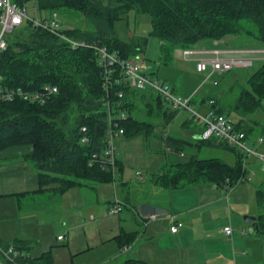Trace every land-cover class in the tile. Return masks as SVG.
<instances>
[{"label":"trees","instance_id":"trees-1","mask_svg":"<svg viewBox=\"0 0 264 264\" xmlns=\"http://www.w3.org/2000/svg\"><path fill=\"white\" fill-rule=\"evenodd\" d=\"M35 4L38 9L62 16L68 25L60 24L58 32L78 42L72 46L25 22V35L7 40L5 49L0 51L3 84L32 91L43 84L56 87L42 103L0 100V150L10 145L30 146L23 157L35 170L38 189L55 184L49 189L60 192L71 186L112 181L117 160L113 170L107 166V129H121L126 136L142 131L146 137L158 130L164 147L175 154L186 145L199 149V141L233 153L232 164L218 158H200L196 153L185 162H169L150 177L158 186L175 188L208 180L229 188L244 178L242 155L234 146L213 140L189 142L167 135L166 126L178 109L171 108L150 90L129 86L116 65L106 76L93 46H104L122 59L142 54L146 37L134 36L123 42L113 28L115 21L126 19L130 12L147 15V35L159 41L162 60L170 58L174 48H192L202 39L213 41L225 35L246 36L264 43V0H35ZM71 17L73 21L69 20ZM80 17L89 24L88 28L76 25ZM238 83L233 84L238 92L232 101L213 94L198 101L202 104L211 99L209 110L232 117L235 129L242 130L247 137L251 125L245 123V118L264 96V61L247 77L244 86ZM256 200L258 206L264 207L260 190L256 191ZM257 222V233L264 235V214L258 215ZM134 237L133 233H120L112 239L122 249ZM8 247L17 255L11 260L3 254ZM27 250L28 245L20 240L0 243V264H53L50 250L35 257H29ZM119 264L147 263L126 258Z\"/></svg>","mask_w":264,"mask_h":264},{"label":"crops","instance_id":"crops-1","mask_svg":"<svg viewBox=\"0 0 264 264\" xmlns=\"http://www.w3.org/2000/svg\"><path fill=\"white\" fill-rule=\"evenodd\" d=\"M196 44L199 47H195ZM196 44L192 46V49L198 52L217 48L227 52L222 53L223 55L237 52L253 57L254 61H264V43L246 36L225 35L218 40L198 41ZM201 56L202 54H197L188 60L193 61L194 58ZM172 90L177 92L173 86ZM198 100H193L195 102L194 109L202 106L201 113H205L209 108L205 103L199 104ZM182 123L180 127L185 130V134L180 135L182 137L173 136L165 129L166 134L189 142L201 140L199 139L201 126L195 118L187 117ZM254 130L250 126L246 137V142L248 138H251L252 146H255L254 141L257 138H261V135L253 133ZM262 133L264 134L263 128ZM142 135L145 139L149 137H146L144 133ZM151 135L158 141L160 140L158 130ZM118 136H115L114 143L121 145L123 151L135 143L131 139V135L122 138ZM199 143L200 148L197 150L186 145L191 148V151H188L189 155L194 153L198 155L203 147L213 148L200 141ZM262 144L254 150L264 153ZM163 150L170 152L166 147ZM29 151L28 144L10 145L0 150V201L10 199L9 197L13 198L16 210L22 217L28 220L33 217V221L35 219L32 224L15 223L13 230H6L3 228L9 225L5 221V214L0 210V242L8 243L10 242L7 241L9 238L20 240L28 245L27 254L31 257L30 252L39 245V229L52 219L53 212L58 205L56 202L52 203L51 200H53L54 194H59L62 191L49 189L56 186L50 184L43 189H38L39 184L35 170L23 157ZM115 156L117 169L123 165V162H135L128 155L117 154V151ZM242 161L245 162L246 174L244 178L237 180L228 189L217 186L208 180L186 183L175 188H164L152 183L151 175L157 173L167 163H162L157 171L148 173L146 180L141 184H135L130 179L123 180L122 177H119L117 185L116 182L113 185V195L117 194L118 201L115 202L121 206L119 212L126 211L127 213L124 215L123 221L121 218L118 219L120 224L118 232L113 233L106 241L113 242L118 247L117 242L112 239L117 234L133 233L135 237L129 246L107 256L106 261L102 264L110 261V264H119L126 258L140 259L147 264H264V235L257 233V218L258 215L264 214V207L258 206L256 200L257 190H260L264 195V171L261 170L260 163L255 156L242 158ZM233 162L234 159L228 163ZM247 162L249 165L246 164ZM253 178H257L256 181L261 180V183L258 184L260 186L254 185L251 188V185L249 186L243 181H251ZM97 184L78 186L87 187L96 193ZM243 184L246 185V188ZM225 195H227V199ZM94 199L98 203L96 195ZM111 203L112 201L105 203L106 210ZM91 204V201L87 202V205ZM62 211L56 210V213L59 212L58 220L61 219ZM36 212L37 214L45 212L46 215L40 217ZM56 216L54 215L53 218ZM244 216H252L253 220L246 222L243 219ZM36 220L39 223H36ZM91 220L93 218L90 217L86 221ZM174 222H180L181 225L175 233H172L169 231V226ZM243 223L247 225V228L242 227ZM250 224L256 226V229L251 232L248 231ZM226 225L231 227V235L228 237L221 231L222 227ZM241 230H244V233H241ZM58 235L60 234L55 235L57 241L65 240L67 237L65 233H62V238L57 239ZM46 250H50V248H42L32 257Z\"/></svg>","mask_w":264,"mask_h":264},{"label":"rangeland","instance_id":"rangeland-1","mask_svg":"<svg viewBox=\"0 0 264 264\" xmlns=\"http://www.w3.org/2000/svg\"><path fill=\"white\" fill-rule=\"evenodd\" d=\"M25 8L27 17L34 20L49 15L48 11L37 8L35 0H27ZM58 19L62 27H67L68 23L62 18V16H58ZM69 20L73 21L74 17L69 18ZM76 25L80 28H84L85 26H87V28L89 27V24L84 22L82 17H80V22H76ZM24 26L23 23V25L16 30L7 34L6 37L8 40L14 41L21 38V34L25 35V32L23 31ZM113 28L117 33L118 38L123 42L130 41L134 36L146 37L144 51L142 54L138 55L144 56V62L150 66V71L154 72L153 74L157 80L164 82L167 86L174 87L177 92H174V90L173 92L177 93L176 95L181 101L190 98L198 100V98L206 97L209 93L219 98H226L230 99L229 101H232L238 92L237 87L233 85L234 82H239L238 84L244 86L247 77L256 70L262 62L254 61L253 59L251 66L235 67L226 72H214L210 74L211 76L208 79H205L206 72H196L194 69V61L182 59L181 48H174L170 53V58L167 60L161 59L158 50L159 41L147 35L149 31L147 15H133L130 12L126 16V19L115 21ZM201 41L207 42L209 40L202 39L200 42ZM195 47H199V45L196 44ZM191 57H193V55L188 56L189 59ZM212 80L216 82V85H212ZM194 103V101L190 102L189 100V104L192 108H195ZM138 107L141 109L140 105ZM196 111L201 113L203 107L200 106L199 108H196ZM138 117H140V115ZM187 117H191L189 112L183 109H178L176 115L169 123V127L167 126L166 128L168 133L173 136L182 137L185 134V130L180 126H182V121ZM245 123L251 125L252 128L255 129L253 132L254 134L261 135V139L263 140L262 146H264V134L262 133V128L264 131V96L260 99V105L252 113L246 116ZM142 133V131L141 133L137 131L131 134V139L135 143H133L131 147L127 149L125 148V152L121 145L119 146L114 143L117 136L114 137L112 145L115 149V155L116 151L119 155H122L123 153L125 156H130L131 160H134L135 162H123L122 166L118 169L115 168L116 170L113 172V180L98 183L96 193H93L90 189L84 186H71L59 194H54L53 200L51 201L52 203L56 202L58 204L56 210H59V212L60 210H63L61 212V219L58 220L59 212L56 213L55 210L52 219L39 229V245L30 252L31 257L36 255L42 248H50L53 264H102V262L106 261L107 256L119 250V247H117L115 243L106 241L109 236L118 232V225H120L118 219L121 218V221H123V217L127 213L126 211H122L117 214H106L105 203L118 201L116 199L117 194L113 195V185H115V182L117 185L119 177H122L123 180L130 179L135 184H141L146 180L147 174L157 171L162 163L185 162L189 156L188 151H191L189 146H185L183 151L179 154L168 151L165 152L163 150L164 145L162 141H158V139L152 135L145 139ZM118 137L122 138L127 136L121 134ZM250 139L251 138L247 139V146L249 149L254 150L257 146H252ZM212 147L213 148L211 149L203 147L198 155L200 157L218 158L227 163L233 161L234 156L230 150L216 146ZM141 162L142 164H140ZM244 163L242 161L241 166H244ZM246 164L249 165V162ZM136 171L140 173V176L136 175ZM256 180L257 178H253L251 181H243H245L246 184H249V186L251 185V188H253L254 185L260 186L258 184L261 183V180ZM243 185L244 188H246V185ZM95 195L98 197V203L95 202ZM9 198L10 199H2L0 201V210L5 214V221L9 225L3 229L13 230L15 223L18 224L23 222L24 224H32L35 222V219L33 221V217L29 220L22 217L16 210L15 200L11 197ZM90 201L92 204L87 205V202ZM37 215L42 217L45 216L46 213L41 212ZM54 215L57 216L53 218ZM90 217L93 218V220L86 221ZM37 222L38 220H36V223ZM243 226L247 228V225L244 223L242 227ZM36 232L37 229L35 233ZM35 233L33 234L34 238ZM62 233L67 235L66 239L57 241L55 235H61ZM11 239L12 238H9L7 241L12 242L13 240ZM0 243L6 244L4 242ZM8 256L9 255H6L4 258L10 259ZM110 263L111 261L104 264ZM2 264L6 263L3 262Z\"/></svg>","mask_w":264,"mask_h":264},{"label":"built area","instance_id":"built-area-1","mask_svg":"<svg viewBox=\"0 0 264 264\" xmlns=\"http://www.w3.org/2000/svg\"><path fill=\"white\" fill-rule=\"evenodd\" d=\"M27 0H0V51L4 50L7 44V34L13 32L25 22H30L32 26L44 29L52 34L59 36L60 39L67 41L70 45L76 46L78 42L66 37L58 32L60 22L58 14L55 11H50L47 17H41L38 20H34L27 17L26 4ZM93 50L97 57L98 64L103 68L105 75L110 73L112 66L119 67L126 83L136 90H150L153 93L159 95L171 108L183 109L190 113V115L197 120L201 126L199 133V139L207 141L213 140L214 142H225L234 146L242 155V158L248 156H255L260 163L261 170L264 171V153L256 152L249 149L246 142L245 134L242 130L235 129L232 119L225 114H214L211 110H207L205 113H199L189 104V100H179L177 95L173 92L172 87L167 86L164 82H160L150 71V66L144 62L143 56H133L131 58L122 59L116 53L108 51L104 46H93ZM227 53L220 49L214 48L209 51L198 52L192 48L182 49V59H189L188 56H196L202 54L201 57H196L194 61V69L196 72H206L205 79H208L214 72H226L235 67H248L252 65L253 57L248 55H241L234 52L232 55H223ZM212 85H216L214 80L211 81ZM56 91L55 86L43 84L39 90H25L20 87L7 86L3 84L2 77L0 75V100L11 101L14 99H20L27 102L42 103L51 94ZM212 102L211 99L207 100L206 105ZM122 116V115H121ZM84 131V128H80ZM122 130L106 131V147L104 154L108 160L107 166L110 165L113 170L115 167V149L113 147V138L121 135ZM85 138L82 137L81 141ZM262 139L257 138L254 141L255 146L262 144ZM93 157V156H92ZM91 159L89 163L92 161ZM136 175L140 176V173L136 171ZM242 179V178H241ZM224 189H228L226 186H221ZM227 199V195H225ZM121 206L118 202H113L107 208V214H115L119 212ZM180 222H174L169 226V231L175 233ZM222 233L227 237L231 235V227L226 225L222 227ZM244 233V230H241ZM57 239H61L62 236L58 235ZM4 256L9 255L7 260H11L16 255V251L11 247H8ZM23 255V254H20Z\"/></svg>","mask_w":264,"mask_h":264},{"label":"water","instance_id":"water-1","mask_svg":"<svg viewBox=\"0 0 264 264\" xmlns=\"http://www.w3.org/2000/svg\"><path fill=\"white\" fill-rule=\"evenodd\" d=\"M243 219L246 221V222H251L253 220V217L252 216H244ZM256 229V226L255 225H251L249 226L248 228V231H252V230H255Z\"/></svg>","mask_w":264,"mask_h":264}]
</instances>
